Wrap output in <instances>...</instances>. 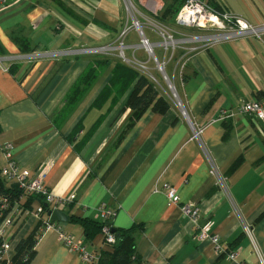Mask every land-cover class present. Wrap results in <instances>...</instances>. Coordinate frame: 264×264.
<instances>
[{"label":"crops","instance_id":"crops-1","mask_svg":"<svg viewBox=\"0 0 264 264\" xmlns=\"http://www.w3.org/2000/svg\"><path fill=\"white\" fill-rule=\"evenodd\" d=\"M130 1L136 4V19L154 57L165 64L185 117L165 95L162 82L160 94L168 108L158 113L147 107L134 115L126 103L136 78L114 74L116 66L131 71L116 52L62 54L122 40L126 58L147 62L141 37L132 27ZM200 1L251 25L264 24V0ZM164 3L171 0L0 4V55L49 53L20 59L8 72L0 70V147L11 144L12 159L30 173L46 167L44 186L58 198L73 199L64 210L69 218L97 221L95 209L101 203L114 210L112 230H129L133 241L128 264H234L216 256L210 243L194 239L192 224L168 201L165 185L176 190L181 203L198 207L199 221H211L212 233L227 251L237 252L238 261L257 264L243 228H251L264 255V121L238 114L237 106L264 99V34L198 44L195 51L186 44L166 49L150 27ZM91 65L99 68L89 81L84 73ZM154 77L161 81L158 74ZM190 124L204 128L199 142L191 139ZM6 164L0 152V167ZM220 179L228 186L227 194ZM1 182L5 191L15 188L13 181ZM10 199L13 208H23L8 232L12 259L19 242L39 229L35 211L42 200L23 195ZM59 225L65 233L85 238L82 227L71 220ZM85 241L95 255L112 250L100 233ZM28 264L87 263L69 253L51 231L36 245Z\"/></svg>","mask_w":264,"mask_h":264},{"label":"built area","instance_id":"built-area-1","mask_svg":"<svg viewBox=\"0 0 264 264\" xmlns=\"http://www.w3.org/2000/svg\"><path fill=\"white\" fill-rule=\"evenodd\" d=\"M5 0H0L2 4ZM175 24L179 27L195 28L200 31L211 32L206 36H195L191 39H184L188 43L198 44H212L218 41H229L240 37H257L260 38L264 34V24L257 26L247 23L243 18L233 15L228 12H219L213 9L208 4L200 0H185L183 6L175 17ZM132 27L138 32L141 37L140 45L144 48L148 55V61L153 59L156 64V71L161 76V82L168 87L167 90L170 92H164L170 100L181 109L182 116L185 117V112L182 110L179 100L177 98L174 87L172 86L169 78L164 72V62H158L152 52V46L147 39L143 37L142 29L139 21L134 20ZM156 32L163 38V47L174 49L179 44H188L185 41L175 42L173 37L164 28L155 27ZM126 32V30H125ZM124 32L121 34L120 39L123 37ZM198 44H195L198 45ZM192 47L191 51H195L196 47ZM127 48L120 40L115 45H107L98 47L95 49H83L80 51H66L63 55H69L73 53H91V54H104L109 55L116 52L117 56L122 60L124 64L138 71L140 74L147 77L160 91H164L160 81L154 77L151 68H148L147 62H140L136 59H128L125 57L124 51ZM133 48V46H131ZM49 55L46 52H32L30 54H23L20 56H9L0 55V70L8 72L10 65L20 59L32 60L38 59ZM151 70V71H150ZM238 114L249 117L255 121H264V99H254L251 101H242L237 106ZM222 117L229 118L230 114L221 112ZM191 139L199 142L201 134L204 128L195 127L190 124ZM204 150V149H203ZM0 152L5 158L7 164L0 167V179L6 181H13L17 186V189L23 196H36L39 197L44 205L47 206V210H64L71 204L74 203L73 199H61L54 196L43 184V178L46 171L45 166H40L34 173H30L27 170L22 169L12 159V146L9 143H5L0 147ZM204 154L207 152L204 150ZM210 164V172L216 176L215 167L211 161L207 160ZM220 189L224 194L228 192V186L222 179L218 182ZM165 195L168 201L179 207L181 213L188 218L194 229V239L198 243L207 242L212 246V251L216 256H225V258L234 264H247L243 261L237 260V252L227 251L224 243L221 239L212 233L211 221L200 220V212L198 207L191 204H183L180 202L179 196L174 188L169 185L164 186ZM97 215V221L100 223V234L102 236L103 243L107 246L115 244L116 238L112 232L111 221L115 216V211L111 210L105 203H101L95 209ZM23 213L21 205H17L13 208L12 203L9 199L0 196V264H13L11 258L8 256V232L15 223L19 220ZM35 216L38 217L40 227L37 230L35 237V244L33 249L35 250L36 245L42 240L44 235L48 232L54 231L60 243L74 256H77L82 262L87 264H94L98 260V256L93 254L87 249V244L84 237H76L70 233H65L59 223L52 222L46 215L45 209L39 206L35 211ZM244 234L252 245L253 252L256 256L257 264H264V255L260 248L255 243L253 238L252 230L249 226H244Z\"/></svg>","mask_w":264,"mask_h":264},{"label":"trees","instance_id":"trees-1","mask_svg":"<svg viewBox=\"0 0 264 264\" xmlns=\"http://www.w3.org/2000/svg\"><path fill=\"white\" fill-rule=\"evenodd\" d=\"M185 0H175L170 5H166L164 3L162 11L154 16L156 22L168 26V20L172 19L181 7L183 6ZM174 17V21H175ZM32 51H28L24 54H30ZM125 69L131 70L130 72H124L119 66L114 68V74L121 76L124 75L125 78L135 79L136 83L133 86L131 94L128 98L126 103V107L133 111L134 115L139 114L143 109L147 107H151L154 111L158 113L164 112L168 108V100L165 99V96L160 94V90L144 75L140 74L138 71L134 70L133 68L127 66L126 64L123 65ZM99 66L91 65L88 66L85 74L88 75L90 78H94L95 75L98 73L97 69ZM123 70V71H122ZM126 71V70H125ZM154 73V72H153ZM160 80V78H157ZM88 81V83H89ZM161 83V81H160ZM126 83L123 84L125 86ZM162 92V91H161ZM164 95V94H163ZM0 179V196L10 199L11 197L17 198L21 195V192L15 188L11 191H5L2 187ZM33 197V196H30ZM39 198V197H38ZM11 201V199H10ZM45 212L47 211V206L44 205L42 202L41 205ZM72 223H76L80 225L84 231L85 239H91L93 236L100 233V223L98 221H92L88 218L82 217H71L70 218ZM37 231V230H36ZM113 234L115 235L116 241L114 245H111V252L106 254H100L98 256L97 264H128L131 258V254L134 250V245L132 238L130 236V232L119 230H112ZM37 232L35 230L24 240L20 241L19 244L16 246L15 255L11 259L13 264H28V262L33 257L35 250L33 246L35 244V237Z\"/></svg>","mask_w":264,"mask_h":264},{"label":"rangeland","instance_id":"rangeland-1","mask_svg":"<svg viewBox=\"0 0 264 264\" xmlns=\"http://www.w3.org/2000/svg\"><path fill=\"white\" fill-rule=\"evenodd\" d=\"M174 1L175 0H171V3H173ZM131 3H132L131 5L128 3V8H129L130 15L132 16L133 20H137V19H139V14H138V10L136 8V4H134L133 2H131ZM159 13H160V11L158 12V14ZM174 17H175V15H174ZM174 17L172 19L168 20V24H167L168 26L162 25V24H160L158 22H156V23L152 22L151 23L152 25L150 27L151 28L160 27V28H164V29L166 27L168 29H173L175 32H171V31H169L167 29H166V31H168V33L173 37V40H175V42H178V43L182 42V41H185L184 39H186V38L191 39L192 37H195V36H206L209 33H211V32H206V31H200V30H197L195 28L179 27V26H177L175 24ZM185 43H188V42L185 41ZM195 44H198V43H193V44L192 43H188L186 45L195 46ZM151 67H153V68H151ZM148 68H149V66H148ZM150 68L154 72V73L153 72L152 73L157 75L156 64H155V61L153 59H150ZM166 86H165V88L167 90L168 87H166ZM167 92L170 95V92L168 90H167Z\"/></svg>","mask_w":264,"mask_h":264},{"label":"water","instance_id":"water-1","mask_svg":"<svg viewBox=\"0 0 264 264\" xmlns=\"http://www.w3.org/2000/svg\"><path fill=\"white\" fill-rule=\"evenodd\" d=\"M46 215L49 217V219L52 222L55 223H61V224H67L70 220L69 216L66 215L65 212L59 211V210H47Z\"/></svg>","mask_w":264,"mask_h":264}]
</instances>
